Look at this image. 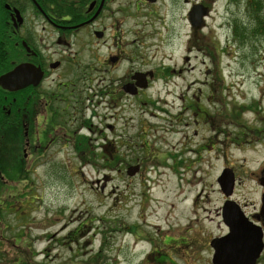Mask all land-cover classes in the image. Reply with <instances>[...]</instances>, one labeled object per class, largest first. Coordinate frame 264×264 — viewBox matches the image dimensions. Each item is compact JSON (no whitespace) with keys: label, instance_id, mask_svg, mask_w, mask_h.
Returning <instances> with one entry per match:
<instances>
[{"label":"rangeland","instance_id":"374dc122","mask_svg":"<svg viewBox=\"0 0 264 264\" xmlns=\"http://www.w3.org/2000/svg\"><path fill=\"white\" fill-rule=\"evenodd\" d=\"M214 1L202 27L191 30L188 55L181 45L188 33L187 6L180 0H162L167 8L156 19H164L170 33L179 36L174 46L160 49L157 58L165 55L183 71L168 78L166 88L163 81L155 82L145 95L152 105L143 106L138 119L126 126L118 112L104 121L105 105L98 103L103 100L94 96L93 89H83L67 98V102H80L77 99L82 96L81 103H92L98 115L93 117L92 131L83 129L86 138L79 139L77 150L83 154L59 150L66 145L63 141L57 146L45 143L42 156L46 158H41L30 155L31 147L22 146L27 137L19 141L15 149L22 160L18 165L21 179L5 183L16 202L3 215L6 225H0V264H159L153 260L154 251L164 261L160 264H211L209 241L225 230L220 216L225 198L216 182L225 165L236 179L233 201L239 206L247 204L249 212L257 208L262 194L259 170L264 166V36L253 39L250 47L239 44L233 38L232 25H253L243 0ZM123 19L122 27L128 31L124 38L130 40L137 18L129 15ZM81 49L85 60L88 52ZM186 55L188 61L182 58ZM212 80L222 88L216 97L221 103L218 109H223V120L218 121L223 134L213 138L214 149L206 153H183L182 135L171 132L174 128L168 123V112L173 103L180 104L176 98L182 92L187 100L194 96L206 103L209 93L202 83ZM90 93L93 101L88 98ZM232 103L241 121L228 118L226 104L233 107ZM241 105L250 111L238 109ZM72 125L62 126L64 133L67 127H77ZM107 125L111 130H106ZM197 126L187 127L189 150L200 145L201 138L211 136L210 127ZM15 129L23 135L21 126L12 131ZM240 132L253 141L236 143ZM137 161L142 168L127 176L126 169L138 166ZM21 236L27 244L14 240ZM20 251L22 261H15L14 255Z\"/></svg>","mask_w":264,"mask_h":264},{"label":"flooded vegetation","instance_id":"af4514ba","mask_svg":"<svg viewBox=\"0 0 264 264\" xmlns=\"http://www.w3.org/2000/svg\"><path fill=\"white\" fill-rule=\"evenodd\" d=\"M180 1L187 6L185 18L188 27L181 45L183 51L190 55L192 29L189 15L193 4L188 0ZM209 2L212 1L202 0L200 4L208 11ZM165 8L162 0H132L130 3L128 0H0V76L23 64L32 65L42 73V79L36 86L29 85L18 91L0 87V115L7 116L3 121L0 119V135L6 131L13 132L12 128L17 125L24 126L28 135L26 145L33 149L30 154H38L40 148L46 151L45 144L42 145L44 142L57 146L63 141L69 145L71 153L78 154L75 143L81 131L80 124L92 131L94 117L93 110L87 115V107L83 109L78 102H67L68 97L75 95L79 84L103 95V101L98 103L105 105L104 121H110L118 112L124 117L126 126L133 119H138L143 106L152 105L145 95L155 82L163 81L166 88L168 78L180 76L183 71L179 64L169 63L165 55L157 58L160 49L174 46L179 36L170 33L171 29L164 19H156ZM129 15L137 20L135 29L131 31L134 37L127 40L124 36L128 31L122 25L123 18L127 20ZM81 48L88 52L85 60L81 58L84 52ZM188 55L182 57L184 61L189 60ZM56 72L58 74L54 76ZM217 83L216 80L202 83L209 93L204 104L194 96L187 100L182 92L176 98L180 104L171 105L168 123H173L171 127L174 129L184 128L171 129V132L182 135L183 153H206L209 148L214 149V139L223 134L218 126V121L223 120V109H218L221 103L216 97L222 88ZM126 85L130 88L125 89ZM21 94H24L22 109L14 107L15 97ZM228 106L227 115L230 120H236L234 110L236 112L237 108ZM11 113L14 115L10 117ZM71 122L77 127H67L68 132L64 133L62 126ZM193 124H198L200 128L204 125L210 127L211 136L201 138L200 145L189 150L191 138L187 135V127ZM107 128L111 130L112 127L107 125ZM197 133L198 130H194V135ZM237 136L240 138L236 143L249 144L253 141L241 136V132ZM128 147L126 144L125 148ZM137 164L141 169V162L137 161ZM262 179L264 167L261 169L260 185ZM261 196L259 205L252 212L246 210L247 204L239 206L236 203L247 221L261 233V249L255 264H264ZM226 202L227 199H224L220 215ZM227 232L225 227L221 236Z\"/></svg>","mask_w":264,"mask_h":264},{"label":"water","instance_id":"95a60500","mask_svg":"<svg viewBox=\"0 0 264 264\" xmlns=\"http://www.w3.org/2000/svg\"><path fill=\"white\" fill-rule=\"evenodd\" d=\"M206 14L202 6H194L189 15L193 27H199L202 17ZM41 78V72L30 65L23 64L10 73L0 77V86L8 90H17L27 85H36ZM138 166L129 167L127 174L134 175ZM217 183L224 196L231 195L234 185L233 173L229 169L223 170ZM262 210L264 211V195L262 196ZM222 218L229 228V233L221 238L210 241L213 249L212 264H254L261 249V233L259 229L249 223L238 207L227 201L223 207Z\"/></svg>","mask_w":264,"mask_h":264},{"label":"trees","instance_id":"16d2710c","mask_svg":"<svg viewBox=\"0 0 264 264\" xmlns=\"http://www.w3.org/2000/svg\"><path fill=\"white\" fill-rule=\"evenodd\" d=\"M244 5L243 9L250 15L253 21L252 26H244L243 23L235 22L232 25V35L234 36V40L238 41L241 45H246L250 47L252 40H257L258 37L264 36V0H243ZM246 2V4H245ZM245 7V8H244ZM236 36V37H235ZM246 41V42H245ZM24 96H21V100L18 99V105L22 108L24 106ZM13 114L10 115V117ZM7 118V116L0 115V119L3 121ZM238 118V116H235ZM17 131V130H16ZM23 140V135L18 132H7L5 134L2 133L0 135V225H6L3 221V215L9 213L11 208H13V203L16 202V198L10 194L5 183L7 182H18L20 181L19 175V166L22 164V160H20L19 156H17V151L15 149L21 141ZM20 141V143H19ZM20 160V162H19ZM16 161V162H15ZM1 176H4L6 182L1 181ZM9 211V212H8ZM22 228V226L20 227ZM23 231L20 230V234ZM25 236H21V238H15V241H19L22 244H27ZM14 248H15V242ZM157 255L153 258V260L157 263H162L163 261L159 260V255L157 251H154ZM97 256L101 254V251L96 253ZM8 257V255L6 254ZM24 256L23 252L16 253L14 255L15 261H22L21 258ZM34 256V255H33ZM5 257V256H4ZM6 258V257H5ZM18 262H13V264ZM21 264V263H20Z\"/></svg>","mask_w":264,"mask_h":264}]
</instances>
